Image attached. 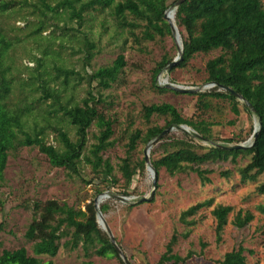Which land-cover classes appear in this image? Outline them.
<instances>
[{"label":"trees","instance_id":"trees-1","mask_svg":"<svg viewBox=\"0 0 264 264\" xmlns=\"http://www.w3.org/2000/svg\"><path fill=\"white\" fill-rule=\"evenodd\" d=\"M178 1L0 0V19L18 17L25 20L26 28H29L22 34L16 30L24 28L17 29L12 25L8 31L0 26V186L9 155L21 147H30L44 154L52 167L63 168L67 176L85 183L104 184L109 188L116 185L118 171L125 188L122 194L128 195L127 189L134 176L146 170L144 157L136 155L138 145H147L165 129L180 125L190 126L202 140L194 136L196 142L192 138L179 140L166 137L156 141L154 144L161 153L153 157L155 152L151 151L150 161L157 173L162 168L170 175L192 170L200 184L205 185L211 182L208 175L212 170L202 168V164L217 160L236 162L238 157L249 156L248 161L239 166L240 183H256L260 175L264 176V0H184L175 13L183 51L181 61L174 68L184 69L198 54L220 51L205 67L206 82L216 86L197 94L196 107L206 112L210 109V100H223L238 115V98L221 90L220 85L244 97L261 121L258 137L251 148H219L214 143L213 123L183 118L170 104L151 103L142 107L138 117L145 131L133 128L134 118L129 119L123 130L124 156L120 157L116 166L109 158L103 157L118 141L114 139L116 121L109 113L112 104L104 93L126 85L127 64L124 48L120 46L119 53L110 64L91 69L100 49L91 30H85L87 22L93 19L92 12L97 15L108 12L117 27L130 29V35L137 42L149 41L156 35H171L172 30L163 15ZM101 26L104 27L103 24ZM137 31L140 37L136 35ZM10 32L11 35H8ZM28 42L34 45L36 51L29 54V61L34 65L20 66L13 52L17 46ZM67 50L69 55H82L79 69L65 62L63 55ZM159 64L152 75V87L160 94L174 92L157 85V74L170 62ZM82 86L84 95L79 97L77 89ZM243 108L251 114L244 104ZM154 116L163 118L164 125L158 126L153 121ZM92 126L96 127L97 133L95 141L87 147L88 132ZM51 133L57 144L47 142ZM224 141L229 145L238 143L235 138H225ZM86 166L90 167L89 178L85 177ZM221 174L228 177L229 172L225 170ZM102 191V188H97V193ZM256 191L264 195V182L257 183ZM108 206L101 205L100 211L105 213ZM26 207L31 209L32 215L23 237L26 243H30L31 253L24 245L4 248L0 251V264H53L60 247L68 251L80 249L84 258L115 256L122 262L111 239L98 225L94 200L88 202L84 210L56 199H34ZM205 208H211L218 243L223 240L224 228L231 213L234 212L230 222L238 228L254 220L251 210L240 208L234 211L232 205L214 203V197H209L180 213L185 229L181 236L187 237L196 224L194 216ZM255 210L264 218V200L257 203ZM4 227L0 221V232ZM177 241V233L174 232L165 251L153 264H179L191 257V251L185 256L173 252ZM246 251L251 253L239 243L225 251L216 263L249 264ZM82 263L93 264L89 260Z\"/></svg>","mask_w":264,"mask_h":264},{"label":"rangeland","instance_id":"rangeland-1","mask_svg":"<svg viewBox=\"0 0 264 264\" xmlns=\"http://www.w3.org/2000/svg\"><path fill=\"white\" fill-rule=\"evenodd\" d=\"M92 14L94 17L87 22L85 30L88 32L91 30L100 52L93 59L91 69L110 64L119 53L120 46L124 48L123 55L127 64L126 85H120L104 93L112 104L109 113L116 121L114 139H118L116 145L103 154L104 158H109L116 166L120 157L124 156L123 130L129 119L134 118L133 128H142L145 131L138 117L142 107L151 103L170 104L183 118L213 123L212 133L216 144H227L224 141L225 138L236 139L238 143L231 145L250 143L257 117L244 110L242 101L237 104L238 115H235L229 103L223 100H210V109L202 112L196 107L197 94L174 92L160 94L152 87L154 70L162 61L171 63L178 57L182 39L179 43L178 38L171 34L164 37L156 35L152 40L137 42L130 35V29L117 27L108 12L102 15H97L96 12ZM12 25L17 29L24 28L22 31L16 30L22 34L29 29L26 28L25 20H20L18 17L0 19V26L6 30L9 31ZM138 32L135 33L140 37ZM33 47L34 45L29 42L16 47L13 55L20 66L34 65L29 61L30 51L36 53ZM68 52L69 50L63 55L65 62L79 69L82 55L80 53L69 55ZM219 53L220 51H213L208 54H198L184 69L167 70L168 65L157 74V85L164 87L166 83H169L192 89L199 88L201 92L210 91L212 88L208 87L209 83L206 82L205 67L207 62ZM91 69L88 68V71L90 72ZM83 88L82 86L77 89L79 97L84 95ZM153 121L158 126L164 125L163 118L154 116ZM70 133L73 134V131L70 130ZM96 133V127L92 126L88 132L87 147L95 141ZM193 137V133H185L176 128L166 136V138L179 140L192 138L196 142ZM47 142L57 144L53 133L48 136ZM200 144L209 146L204 142ZM147 146L139 144L136 155L144 157ZM151 151L155 152L153 157L161 153L154 143L151 145L149 154ZM248 158L249 156H241L236 159V162L217 160L202 164V168L212 170L208 175L211 182L205 185L200 184L196 173L192 170L170 175L165 168H162L158 173L157 188L154 190L153 198L150 201L137 203V198L148 196L151 190V175L146 167L145 171L134 176L132 184L127 189L129 194L124 195L122 194V190L125 189L123 179L118 171L116 185H110L109 188L104 184L96 186L78 178H70L63 168L52 167L45 155L37 148L21 147L9 155L4 170V181L0 186V221L5 226L0 232V251L4 248L13 249L24 245L31 253L30 243L25 242L23 234L32 215L31 209L26 205L34 199L43 201L56 199L60 203L65 202L84 210L88 202L101 197V193L107 192L108 196L103 197L100 203L109 205L107 211L102 213L103 218L132 264H153L158 261L174 232L177 233L178 241L173 246V252L181 256H185L188 251L192 252L191 257L189 256L185 262L179 264H217L216 260L221 258L225 251L231 250L239 243H242L246 250L251 251V253L245 252L249 264H264V218L255 210L257 203L264 200V195L256 191L257 183L264 182V176L260 175L256 183H240L238 169L248 161ZM225 170L229 172L228 177L220 175V172ZM84 171L85 177L89 178L90 167L86 166ZM97 188H102L103 191L97 193ZM209 197H214V203L232 205L234 211L240 208L251 210L254 220L238 228L230 222L234 212L231 213L229 223L224 228L223 240L218 243L215 237V220L210 213L211 208H205L194 216L197 219L196 224L187 237L181 236L185 229L180 220V213L188 206ZM188 218L192 217L188 216ZM83 260H89L93 264H122L123 262L115 256L93 255L90 258H84L80 249L68 251L60 247L53 258V264H83Z\"/></svg>","mask_w":264,"mask_h":264},{"label":"water","instance_id":"water-1","mask_svg":"<svg viewBox=\"0 0 264 264\" xmlns=\"http://www.w3.org/2000/svg\"><path fill=\"white\" fill-rule=\"evenodd\" d=\"M184 0H180L176 3L175 7L169 8L168 10H166L164 12L163 18L164 20L168 23L169 27L171 28L172 32L171 34L177 38L180 39L181 42V36H180V31L179 29L176 27L175 24V17L174 20L172 18L169 17L168 13L171 9H173L174 13H176L177 10V6L183 2ZM182 51H183V47H182V43L181 46L179 47L178 50V57H176L170 64L169 66L166 68L167 70H170L174 67H176L179 63V61H181L182 59ZM210 88L215 87L216 85L213 83H209L208 84ZM165 88L172 90L174 92L177 93H192V94H198L201 92V90L199 88L197 89H192L191 87H182V86H178V85H173V84H169L166 83L164 85ZM221 90H225L228 93H230L232 96L238 98L239 101H242V103L250 110V112L255 116V109L252 107V105L250 104V102L248 100H246L244 97H242L241 95L237 94L236 92H234L233 90L227 88V86L224 85H220L219 87ZM257 117V116H256ZM261 126V121L260 119L257 117V123L255 125V128L253 130V136L251 138L250 143H248L247 145L245 144H236V145H218L216 144L217 147L219 148H225L227 150H239V149H248L251 148L253 146L254 141L256 140V137H258L259 134V129ZM176 129H180L183 132H191L193 133V135L195 136L196 139L198 140H202L201 136L198 135L197 133L194 132V130L188 126V125H180L178 127H174ZM174 128H168L165 129L164 131L161 132V134L158 137H155L153 140H151L150 143H148L147 145V152L144 154V161H145V165L146 168L149 170L148 172L151 175V190L149 192L148 196H142L136 199L137 203H141V202H146V201H150L152 199V196L154 194V190L155 188H157V180H158V173H157V169L152 165L151 161H150V154H149V150L151 148V145L153 143H155L156 141H160L161 139H163L164 137H166L167 135L170 134V131H172ZM101 197H107L108 193L104 192L100 194ZM125 200H127V198H123ZM100 202L98 198L94 199V207L96 210V217H97V222L98 225L107 233L109 239H111V242L113 243L114 247L116 248V250L119 252V255L121 256V259L123 261L124 264H131L130 261L128 260L127 256L124 254L123 250L121 249V246L116 242L117 240L114 238L109 226L107 225L106 221L103 218L102 212L100 211Z\"/></svg>","mask_w":264,"mask_h":264},{"label":"bare ground","instance_id":"bare-ground-1","mask_svg":"<svg viewBox=\"0 0 264 264\" xmlns=\"http://www.w3.org/2000/svg\"><path fill=\"white\" fill-rule=\"evenodd\" d=\"M168 15H169L170 18H172V19L174 20L175 13H174L173 9H171V10L169 11ZM178 41H179V43H180V39H179V38H178ZM98 199H99V202L101 203L102 200H103V197H99Z\"/></svg>","mask_w":264,"mask_h":264}]
</instances>
